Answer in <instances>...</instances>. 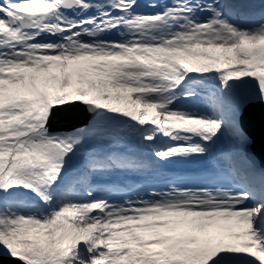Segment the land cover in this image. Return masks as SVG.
I'll use <instances>...</instances> for the list:
<instances>
[{"label": "snow or ice", "instance_id": "snow-or-ice-1", "mask_svg": "<svg viewBox=\"0 0 264 264\" xmlns=\"http://www.w3.org/2000/svg\"><path fill=\"white\" fill-rule=\"evenodd\" d=\"M255 7L0 0V249L21 264H264ZM78 107L92 118L54 126Z\"/></svg>", "mask_w": 264, "mask_h": 264}, {"label": "water", "instance_id": "water-1", "mask_svg": "<svg viewBox=\"0 0 264 264\" xmlns=\"http://www.w3.org/2000/svg\"><path fill=\"white\" fill-rule=\"evenodd\" d=\"M262 114H264V109L257 106L253 126L254 134L257 140L255 148L257 160H260V140L262 135H264V122H262ZM0 264H21V262L10 256L0 255Z\"/></svg>", "mask_w": 264, "mask_h": 264}, {"label": "rangeland", "instance_id": "rangeland-1", "mask_svg": "<svg viewBox=\"0 0 264 264\" xmlns=\"http://www.w3.org/2000/svg\"><path fill=\"white\" fill-rule=\"evenodd\" d=\"M61 120H62L63 122H66V120H64V118H61ZM72 120L77 121V120H79V118L74 117V118H72ZM0 254H5V255H7L8 253H7L6 251H4L3 249H0Z\"/></svg>", "mask_w": 264, "mask_h": 264}]
</instances>
